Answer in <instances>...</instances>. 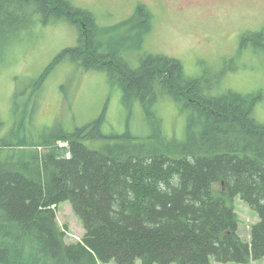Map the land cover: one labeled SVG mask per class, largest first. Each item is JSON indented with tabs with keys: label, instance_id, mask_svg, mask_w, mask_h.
Here are the masks:
<instances>
[{
	"label": "trees",
	"instance_id": "1",
	"mask_svg": "<svg viewBox=\"0 0 264 264\" xmlns=\"http://www.w3.org/2000/svg\"><path fill=\"white\" fill-rule=\"evenodd\" d=\"M139 9L148 11L142 3ZM32 18L45 25L69 20L80 37L30 81L21 118L11 125L13 116L0 113V264L263 259L264 121L256 115L263 93L221 87L220 74L208 84L162 53L138 55V66H131L126 56L153 30V14L145 12L129 38L117 37L118 51L113 44L104 50L97 17L72 0H0V69L10 60L9 34L33 27ZM251 40L264 50L263 30L243 34L242 44ZM67 60L106 72L130 110L138 105L150 114L163 102L176 104L186 117L183 133L168 135L164 120L141 137L107 134L103 115L65 132L37 122L33 107L43 80ZM236 196L259 215L249 241L240 234ZM66 201L86 230L76 243L66 242L57 221V206Z\"/></svg>",
	"mask_w": 264,
	"mask_h": 264
},
{
	"label": "rangeland",
	"instance_id": "2",
	"mask_svg": "<svg viewBox=\"0 0 264 264\" xmlns=\"http://www.w3.org/2000/svg\"><path fill=\"white\" fill-rule=\"evenodd\" d=\"M72 1L97 17L96 33L104 50L113 44L118 51L117 37L129 38L131 29L142 21L144 13L153 14L154 27L138 48L140 54L133 51L126 56L131 66H138L140 55L162 53L180 59L187 74L205 77L208 84L217 81L220 74L221 87L256 95L262 92L264 96V50L257 47L254 40L242 44L243 34L264 31V0ZM140 3L148 11L139 9ZM36 21L39 19L32 18L33 27L9 34L10 60L0 69V113L8 119L13 116L11 125L22 117V107H27L26 103L31 100L32 90L27 89L30 81L41 75L64 49L77 46L80 37L78 25L69 20L58 19L46 25ZM107 78L106 72L86 70L71 60L57 65L43 80L38 108L33 107L37 109V122L55 127L57 131H67L103 115L107 120L103 130L107 134L123 135L129 131L141 137L151 133L152 127H158L159 123L163 127L164 120L168 135L183 133L186 117L179 113L176 104L163 102L152 108L150 114L138 105L130 110L121 104L120 88ZM262 97L256 115L264 121ZM34 101L30 104H36ZM67 143L58 140L62 146ZM40 150L46 148L40 147ZM218 188L220 184L214 189L218 191ZM233 201L241 218L240 234L249 241L251 224L259 221V215L240 196ZM71 206L69 201L57 206V221L66 232V242L76 243L82 241L86 230ZM248 264H264V257Z\"/></svg>",
	"mask_w": 264,
	"mask_h": 264
},
{
	"label": "bare ground",
	"instance_id": "3",
	"mask_svg": "<svg viewBox=\"0 0 264 264\" xmlns=\"http://www.w3.org/2000/svg\"><path fill=\"white\" fill-rule=\"evenodd\" d=\"M249 172V171H248Z\"/></svg>",
	"mask_w": 264,
	"mask_h": 264
}]
</instances>
